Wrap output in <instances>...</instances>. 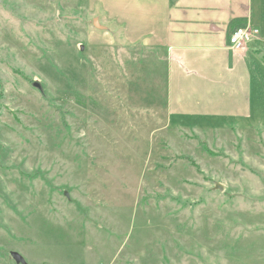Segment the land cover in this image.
<instances>
[{
  "label": "rangeland",
  "instance_id": "374dc122",
  "mask_svg": "<svg viewBox=\"0 0 264 264\" xmlns=\"http://www.w3.org/2000/svg\"><path fill=\"white\" fill-rule=\"evenodd\" d=\"M120 1L0 0V264H264V66L249 121L185 126Z\"/></svg>",
  "mask_w": 264,
  "mask_h": 264
},
{
  "label": "crops",
  "instance_id": "0c3cea01",
  "mask_svg": "<svg viewBox=\"0 0 264 264\" xmlns=\"http://www.w3.org/2000/svg\"><path fill=\"white\" fill-rule=\"evenodd\" d=\"M252 1L121 0L112 2L115 15L103 8L116 21L120 45L163 50L167 115L193 128L209 119L231 124L252 118L251 71L264 66V37L257 35L242 50L229 44L237 28L230 21L253 26Z\"/></svg>",
  "mask_w": 264,
  "mask_h": 264
},
{
  "label": "built area",
  "instance_id": "2783aa9c",
  "mask_svg": "<svg viewBox=\"0 0 264 264\" xmlns=\"http://www.w3.org/2000/svg\"><path fill=\"white\" fill-rule=\"evenodd\" d=\"M258 35V30L246 25L237 27L233 30L229 37V44L234 50H242L251 43Z\"/></svg>",
  "mask_w": 264,
  "mask_h": 264
},
{
  "label": "water",
  "instance_id": "95a60500",
  "mask_svg": "<svg viewBox=\"0 0 264 264\" xmlns=\"http://www.w3.org/2000/svg\"><path fill=\"white\" fill-rule=\"evenodd\" d=\"M93 26L95 28H97L98 30H102L103 27H101L99 24H98V21L97 19H94L93 20ZM32 87L38 89L41 93H42V89L40 87V85L37 83V82H34L32 83ZM214 189L218 190V191H221L222 190V186L220 184H215L214 185ZM10 256L11 258L13 259V261L15 262V264H26L24 259L18 254V253H15V252H11L10 253Z\"/></svg>",
  "mask_w": 264,
  "mask_h": 264
},
{
  "label": "trees",
  "instance_id": "16d2710c",
  "mask_svg": "<svg viewBox=\"0 0 264 264\" xmlns=\"http://www.w3.org/2000/svg\"><path fill=\"white\" fill-rule=\"evenodd\" d=\"M243 25H244L243 20H232V21H230V27L232 26V28H235L238 26L243 27Z\"/></svg>",
  "mask_w": 264,
  "mask_h": 264
}]
</instances>
